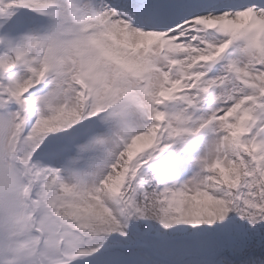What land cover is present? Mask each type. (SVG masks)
Segmentation results:
<instances>
[{"label": "snow or ice", "instance_id": "obj_1", "mask_svg": "<svg viewBox=\"0 0 264 264\" xmlns=\"http://www.w3.org/2000/svg\"><path fill=\"white\" fill-rule=\"evenodd\" d=\"M121 27L184 50L128 73L103 51ZM260 31L264 0H0V264H140L178 225L203 264H264ZM72 48L87 55L68 69Z\"/></svg>", "mask_w": 264, "mask_h": 264}, {"label": "trees", "instance_id": "obj_2", "mask_svg": "<svg viewBox=\"0 0 264 264\" xmlns=\"http://www.w3.org/2000/svg\"><path fill=\"white\" fill-rule=\"evenodd\" d=\"M67 116L69 119H75L74 115H69L67 112L60 116V120H63ZM60 121L53 122L59 123ZM127 174V169L124 170ZM122 184V178L119 184L113 182V187H117ZM65 212V211H61ZM183 228L180 225L175 226ZM200 228L204 225L198 226ZM188 233L183 236L179 243L163 248L153 249V253L148 252L145 249L139 250L138 259L140 264H203L205 250L202 242V238L196 234L195 229L190 226ZM92 258H79L76 264H91Z\"/></svg>", "mask_w": 264, "mask_h": 264}, {"label": "rangeland", "instance_id": "obj_3", "mask_svg": "<svg viewBox=\"0 0 264 264\" xmlns=\"http://www.w3.org/2000/svg\"><path fill=\"white\" fill-rule=\"evenodd\" d=\"M99 22L104 21H92L90 24H96ZM89 24V25H90ZM163 37L162 34H133L128 32L126 27H121V30L119 32L118 36V47L119 49H122L120 51L122 58L126 59L131 64H138L141 66V70L145 67V64L143 62V58L146 56L145 53L149 54L153 52V50H158L159 42L161 38ZM115 39V37H113ZM168 42L174 43L172 39H167ZM179 51H183L184 49L177 45ZM116 50V49H114ZM218 54V53H216ZM71 56V52L69 51L68 54H66L65 63L68 69H70V65L68 63V59ZM186 68H188L187 76H194L195 73H192L190 71V66L185 65ZM245 75V74H244ZM189 80V79H188ZM262 82H264V78H262ZM109 88L104 87L101 90V96L105 94V89ZM155 133H153L150 137H144L142 136L138 141L136 146L133 148V154H135L138 151H143L145 147H149L154 142ZM194 170V169H193ZM189 170L186 175L180 174L175 177V180L177 182H182L186 176H191L192 171ZM2 210V209H1Z\"/></svg>", "mask_w": 264, "mask_h": 264}, {"label": "clouds", "instance_id": "obj_4", "mask_svg": "<svg viewBox=\"0 0 264 264\" xmlns=\"http://www.w3.org/2000/svg\"><path fill=\"white\" fill-rule=\"evenodd\" d=\"M86 55H87V53H81V56H82V57H83V56H86ZM3 228H4V220H3V216L0 215V231H2Z\"/></svg>", "mask_w": 264, "mask_h": 264}]
</instances>
